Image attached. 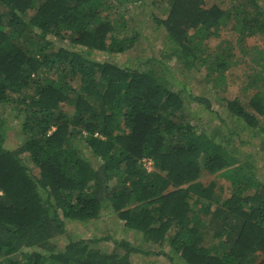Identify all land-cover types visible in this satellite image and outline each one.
I'll use <instances>...</instances> for the list:
<instances>
[{"label":"trees","instance_id":"16d2710c","mask_svg":"<svg viewBox=\"0 0 264 264\" xmlns=\"http://www.w3.org/2000/svg\"><path fill=\"white\" fill-rule=\"evenodd\" d=\"M135 1L0 0V106L19 109L25 137L18 150L5 147L11 124L0 111V264H130L139 252L172 264H264V180L229 126L254 129L264 118V47L244 87L247 109L216 94L233 47L207 43L224 26L242 51L264 36V0H152L167 5L153 20L181 79L167 65L168 76L158 72L156 56L137 67L91 57L117 58L137 41L127 31ZM189 77L209 84L218 104L193 93ZM190 101L208 114L203 124L185 121ZM102 212L153 248L114 239L106 251L98 245L108 236L67 234V223ZM64 234L58 249L52 240Z\"/></svg>","mask_w":264,"mask_h":264},{"label":"rangeland","instance_id":"374dc122","mask_svg":"<svg viewBox=\"0 0 264 264\" xmlns=\"http://www.w3.org/2000/svg\"><path fill=\"white\" fill-rule=\"evenodd\" d=\"M228 2L229 0H223ZM205 5L209 6L217 0H204ZM224 4V3H223ZM225 5V4H224ZM130 10H134L131 15L134 20L127 23V31L134 34L139 33L138 39L131 46H129L122 54L116 56L117 58H111L104 54H93L92 58L96 60H102L103 58L117 61L119 64L127 63L130 67H137L142 65L140 61L145 62L147 58L156 56L157 59H161L162 63L155 66V69L166 76L168 74L164 72V65L169 66L171 74H174L176 78H183L181 75V65L172 58L167 59L162 55L166 54L167 45L163 42L166 38V31L163 26H157L154 22V18L165 17L167 14V5L163 3L157 4L152 3V0H136L132 3ZM124 9V8H120ZM133 11H131L132 13ZM115 15V14H114ZM132 25V27H131ZM124 31V30H123ZM236 34L229 28L224 26L219 30L218 35H213L212 38L208 40V45L215 50H223L226 47L225 42H228L230 46L233 47L231 50L233 63L226 70V91L225 93H216L218 97L226 96L228 99L233 97L238 98V100L248 109L247 103L250 95L253 93L251 89L244 88L248 86L253 77V71L257 70L258 66L255 63L256 58V48L264 47V36L257 35L253 37H248L242 44L245 45V50H241V44L237 42ZM59 44V43H57ZM163 57V58H162ZM191 77V76H190ZM189 77V88L193 93L205 95L208 97H213L215 91L207 83H201L199 81H194ZM220 94V95H219ZM216 96V95H215ZM215 97H213L214 100ZM216 99V98H215ZM219 99H216L218 104ZM223 103V102H222ZM17 107L11 110L10 106H0V111L7 114L8 120L11 127L6 132L5 147H9L18 150L21 143L24 141V134L21 132L20 120L23 117L22 113L17 115ZM208 114L201 110L200 106L193 102L187 103V109L184 110V119L186 122L192 124H203L208 118ZM221 123L219 119L215 118L212 120V124ZM242 122H229L230 129H234L240 134V140L245 141V144L239 145L240 151L250 157L257 166L258 173L261 180H264V118L259 117L258 125L254 129L249 126L241 127ZM224 129V127H222ZM242 128V129H241ZM207 131L210 130L209 126L205 128ZM233 139H237L236 136ZM260 154L261 156H258ZM93 160V159H92ZM149 163H147L148 166ZM148 170H151L149 167ZM217 184H227L226 181L217 177ZM67 234L80 238H91L96 236H108L110 241L102 242L99 247L101 249L110 251L113 249V243L111 240H127L134 247L140 248L142 251H147L153 247L141 242V238L138 234L133 233L123 227L120 220L108 212H102L101 217L98 220H94L87 223L81 222H69L67 223ZM67 235H60L52 240V243L56 245V248L63 249L64 245L67 243ZM120 254L124 253L123 249L119 250ZM130 264H172L171 261L163 254H145L142 252L132 253L129 256Z\"/></svg>","mask_w":264,"mask_h":264},{"label":"built area","instance_id":"2783aa9c","mask_svg":"<svg viewBox=\"0 0 264 264\" xmlns=\"http://www.w3.org/2000/svg\"><path fill=\"white\" fill-rule=\"evenodd\" d=\"M147 163H149V164H148V166H147V167L149 168V167H150V165H151V161H148Z\"/></svg>","mask_w":264,"mask_h":264}]
</instances>
